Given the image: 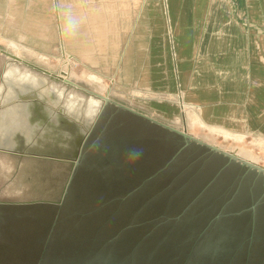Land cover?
Returning <instances> with one entry per match:
<instances>
[{
	"label": "rangeland",
	"instance_id": "obj_1",
	"mask_svg": "<svg viewBox=\"0 0 264 264\" xmlns=\"http://www.w3.org/2000/svg\"><path fill=\"white\" fill-rule=\"evenodd\" d=\"M7 30L9 33L3 31L0 34V49L22 62L0 54V149L20 150L24 147V152L48 156L74 154L68 151L71 133L74 134L80 124V129L84 127L88 134L103 103L66 80L137 112L147 113L151 118L147 110L149 97L135 96L132 89L122 85L114 87L120 84L112 86L98 74L75 65L59 44L54 45L52 28L46 27V37L49 38L46 41L38 40L37 26H13L7 27ZM32 77L44 79L47 87L43 88L45 84L40 83L37 88H27ZM21 96L29 97L24 100L31 102L32 112L27 107L24 116L6 112L12 110L14 101ZM45 98L44 105L54 114L45 112L40 105L39 101ZM105 110L97 137L102 136L105 141L110 137L130 140L131 153L141 168L139 176L144 177L154 167L152 160L161 156V144L169 134H164L165 131L156 126L154 132L153 128L115 105H109ZM87 118L94 122L86 126ZM61 121L72 124H60ZM40 122L44 124L39 127ZM22 127L25 129L24 136H19L17 129ZM41 128H46L42 136L38 132ZM189 135L264 169L262 140L236 138L199 125L191 128ZM152 136L155 138L151 139ZM173 143L177 147L180 140L173 136ZM52 145L63 148L52 149ZM7 163L8 159L0 154V173ZM106 176L104 170H88L71 184L69 197L57 221L59 229L54 233L45 232L44 228L56 222L59 207L0 208V264H37L38 258L47 249L48 241L50 255L62 262L99 256L125 260L128 264H183L192 248L188 237L194 234L185 237L181 230V222L186 224L190 216L179 218L180 223L174 221L178 219V210L184 203L170 202L177 190L172 186L174 182L148 186L130 198L127 195L139 184L134 173L123 170L121 174ZM8 181L0 174V200L10 196ZM254 251L258 252L259 259L256 258L252 264H264V249L256 247ZM172 259L176 262L173 263ZM193 264L200 263L194 261Z\"/></svg>",
	"mask_w": 264,
	"mask_h": 264
},
{
	"label": "crops",
	"instance_id": "obj_2",
	"mask_svg": "<svg viewBox=\"0 0 264 264\" xmlns=\"http://www.w3.org/2000/svg\"><path fill=\"white\" fill-rule=\"evenodd\" d=\"M13 26L40 41L52 28L75 65L149 97L156 121L264 141V0H0V34ZM28 98L6 112H32Z\"/></svg>",
	"mask_w": 264,
	"mask_h": 264
},
{
	"label": "flooded vegetation",
	"instance_id": "obj_3",
	"mask_svg": "<svg viewBox=\"0 0 264 264\" xmlns=\"http://www.w3.org/2000/svg\"><path fill=\"white\" fill-rule=\"evenodd\" d=\"M105 113L106 110L96 119L89 131L90 134L82 149V159L72 183H75L77 178L88 170H104L106 177L128 170L129 173H134L139 181L138 186L127 195L131 198L143 192L148 186L164 184L168 181L174 182L172 186L177 190L170 202H184L178 210V219L174 221L180 223L179 218L190 216L191 219L188 218L186 224L183 223L184 221L181 222V230L185 237L191 235L190 233L194 234L188 237L192 242V248L183 264H193L194 261L200 264H252L256 258L259 259L258 252L254 250L256 247L264 249V173L195 144L186 146L183 139L178 136L176 138L180 140V145L175 147L173 143L175 135L163 129L164 134H169V137L165 136L161 144V156L152 160L151 164L154 167L141 178L139 176L141 168L134 154L131 153L130 140L110 137L105 141L102 136L97 137ZM138 120L153 128L155 132L154 124L140 118ZM77 128L78 130L74 134L71 133L72 136L69 137L71 143L68 151L70 153L80 152L88 135L87 131L80 129V124ZM44 129L46 128L38 130L41 136ZM153 138L155 137L152 136L151 139ZM78 140H80V146H77ZM50 147L63 148L61 145ZM19 149L0 150L34 154L24 152V147ZM6 158L8 163L0 174L9 179L7 190L10 196L0 202L59 199L68 175L67 166L17 157ZM180 181L184 183L179 184ZM67 197H69V191ZM38 205L48 208L59 207L56 222L51 227L44 228L45 232L54 233L56 229H59L57 221L62 214L61 208L64 203L62 206ZM3 207L23 206L0 204V208ZM197 232L198 234L195 235ZM235 239L239 241H234ZM49 243L50 241L47 242V249L38 258L37 264H128L125 260L99 256L62 262L50 255ZM171 261L176 262L173 259ZM176 264L179 263L176 262Z\"/></svg>",
	"mask_w": 264,
	"mask_h": 264
},
{
	"label": "water",
	"instance_id": "obj_4",
	"mask_svg": "<svg viewBox=\"0 0 264 264\" xmlns=\"http://www.w3.org/2000/svg\"><path fill=\"white\" fill-rule=\"evenodd\" d=\"M0 54L6 56L7 58L17 61V62H22V60L16 56L10 55L9 53L3 51L0 49ZM66 82L70 85H74L76 88L82 89L83 91L91 94L92 96L100 99L101 101L104 102L103 107L101 109V111L98 114V117L102 114V112L105 110L106 107H108L109 105H115V107H117L119 110H122L123 112L129 113L137 118L143 119L145 121H148L152 124H154L155 126L162 128L164 130H166L167 132L180 137L181 139H183V141L185 142L186 146H188L189 144H196L199 147L205 148L210 150L213 153H220L223 156L229 158L230 160H234L237 162H240L242 165L247 166L248 168L251 169H255L260 173H264V169L257 166L256 164H253L252 162L249 161H245L243 159H240L238 156H236L233 153H229V152H224L221 151L220 149H218L217 147L205 144L197 139H195L192 136H189L188 134H186L185 132L179 131L175 128H172L168 125H165L159 121H156L150 117H148L145 114H142L140 112H137L131 108H128L124 105H121L119 103H116L114 101H112L111 99L107 98V97H103L101 95H98L96 93L90 92L87 89H83L82 87H79L78 85L73 84L72 82L66 80ZM97 117V118H98ZM90 132L88 133L86 139L84 140L81 149H80V153L78 155V157L76 158L75 161H69L67 159H59V158H53V157H43V156H36V155H25V154H21V153H12V152H7V151H0V154L9 157V159L11 157H17L20 159H30L33 161H40V162H46V163H58L61 165H65L68 167V175H67V179L65 180V183L63 184V189H62V193L59 197V199L57 200H53V201H49V200H24V201H12V202H0V204H6V205H16V206H31V205H38V204H50V205H54V206H62L65 198L68 194V191L70 189L72 180L74 178V175L76 173V170L78 168V166L80 165V161L82 159V149L84 148L85 142L89 136Z\"/></svg>",
	"mask_w": 264,
	"mask_h": 264
},
{
	"label": "bare ground",
	"instance_id": "obj_5",
	"mask_svg": "<svg viewBox=\"0 0 264 264\" xmlns=\"http://www.w3.org/2000/svg\"><path fill=\"white\" fill-rule=\"evenodd\" d=\"M30 81H31V85H28V86H26L27 88H37L39 85H40V83H41V80L40 79H38V78H36V79H34L33 77L32 78H30ZM26 88V89H27ZM36 99H37V97H36ZM30 102V101H29ZM99 102H101V101H99ZM31 103V102H30ZM102 103L104 104V102L102 101ZM103 104H102V106H101V108H100V110H99V112L101 111V109H102V107H103ZM99 112L97 113V115H96V117L98 116V114H99ZM62 117V116H61ZM95 117V118H96ZM95 120V119H94ZM47 121V119L44 121V123ZM62 122V121H61ZM92 121H91V119H89V118H87V120L85 121V125L86 126H88V125H90V123H91ZM94 122V121H93ZM92 122V123H93ZM49 123V122H48ZM90 128V127H89ZM84 132L85 131H87V129H84V127H83V129H82ZM80 140H78V142H77V146H80V142H79ZM79 151H77V153H74L73 155H69V156H64V155H56V154H54V155H50V156H48V155H37V156H43V157H51V156H56V157H59V159H62V158H64V159H73V161H75L76 160V158L78 157V155H79ZM25 155H33V154H25Z\"/></svg>",
	"mask_w": 264,
	"mask_h": 264
}]
</instances>
